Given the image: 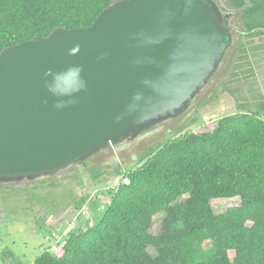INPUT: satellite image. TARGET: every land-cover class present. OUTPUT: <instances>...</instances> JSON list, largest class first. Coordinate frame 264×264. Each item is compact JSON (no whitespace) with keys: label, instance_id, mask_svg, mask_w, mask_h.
Returning <instances> with one entry per match:
<instances>
[{"label":"water","instance_id":"obj_1","mask_svg":"<svg viewBox=\"0 0 264 264\" xmlns=\"http://www.w3.org/2000/svg\"><path fill=\"white\" fill-rule=\"evenodd\" d=\"M219 0H116L87 27L0 52V184L86 160L184 114L233 44Z\"/></svg>","mask_w":264,"mask_h":264},{"label":"trees","instance_id":"obj_2","mask_svg":"<svg viewBox=\"0 0 264 264\" xmlns=\"http://www.w3.org/2000/svg\"><path fill=\"white\" fill-rule=\"evenodd\" d=\"M114 1L0 0V52L58 27L90 26ZM226 1L241 14L243 34H264V0ZM184 129L126 169L103 214L34 264H264L261 113L224 115L212 130ZM233 197L239 205L215 212L213 199ZM160 212L161 230L153 233Z\"/></svg>","mask_w":264,"mask_h":264},{"label":"rangeland","instance_id":"obj_3","mask_svg":"<svg viewBox=\"0 0 264 264\" xmlns=\"http://www.w3.org/2000/svg\"><path fill=\"white\" fill-rule=\"evenodd\" d=\"M219 1L231 9L228 1ZM232 11L234 42L212 80L184 114L132 139L131 147L95 154L86 168L0 184V264H34L46 249L62 244L71 230L95 221L108 208L110 191L122 181L126 169L139 164L141 156L156 149L171 131L173 135L184 126L183 133L212 130L220 117L241 111H258L264 119V34H243L241 14ZM211 204L221 213L239 205L240 198L213 199ZM163 217L164 212L155 215L153 233L161 230Z\"/></svg>","mask_w":264,"mask_h":264},{"label":"flooded vegetation","instance_id":"obj_4","mask_svg":"<svg viewBox=\"0 0 264 264\" xmlns=\"http://www.w3.org/2000/svg\"><path fill=\"white\" fill-rule=\"evenodd\" d=\"M223 6V5H222ZM224 11V13H234L229 7H225V6H223V8H222ZM232 19H233V15H230V17H228L227 18V21H226V24L228 25V27L230 28V30L232 31V32H234V30L236 29L235 28V25H234V23H233V21H232ZM154 127V126H153ZM152 127V128H153ZM133 141H135V139H133ZM133 141L132 140H125L123 143H121L119 146H118V148L120 149L122 146H125V145H127V146H129V147H131L132 146V143H133ZM110 149H115L114 147H111ZM109 149V150H110ZM102 152V153H101ZM101 152H99V154H107L108 152H106L105 150H102ZM98 154V153H97ZM94 156V155H93ZM93 156L92 157H90L89 159H87L86 160V163L88 164V160H90L91 158H93ZM97 156V155H96ZM95 157V156H94ZM95 159V158H94ZM93 163H94V161H93ZM93 163H91V164H93ZM86 164V165H87Z\"/></svg>","mask_w":264,"mask_h":264}]
</instances>
